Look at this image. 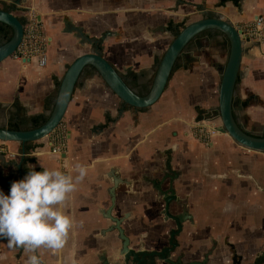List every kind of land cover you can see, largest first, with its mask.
Instances as JSON below:
<instances>
[{
    "label": "crops",
    "instance_id": "1",
    "mask_svg": "<svg viewBox=\"0 0 264 264\" xmlns=\"http://www.w3.org/2000/svg\"><path fill=\"white\" fill-rule=\"evenodd\" d=\"M0 0L16 7L24 20L35 15L47 39L46 63H0V127L18 102L27 115H48L44 99L55 92L67 67L91 53L100 41L102 57L121 75L132 72L138 84L152 79L155 59L173 36L169 23L184 26L203 17H218L234 27L264 18V0ZM228 43L220 33L202 35L185 52L159 100L145 112L123 110L120 100L94 70L86 69L73 90L60 127L65 152L51 155L47 137L35 142L29 169H59L73 178L77 164L87 171L67 196L62 211L71 219L58 250L41 247V264H124L117 233L101 210L110 206L107 177L114 170L123 184L115 190L111 215L125 214L121 228L129 249L161 253L173 223L162 216L157 193L170 192L184 203L183 220L171 259L179 264H257L264 258V154L249 151L226 134L215 132L207 143L193 136L196 118L217 109L221 73ZM194 60L183 69L184 57ZM105 115L114 122L105 124ZM232 115L246 133L264 137V41L243 43ZM219 127L218 117L201 120ZM21 145L0 142V176L23 179ZM158 184V191L153 185ZM6 195L9 190L0 187ZM180 215L178 210L175 212ZM23 248L0 239V264H25ZM169 257H144L138 264H168ZM175 261V262H176ZM127 264H134L128 260ZM264 264V263H261Z\"/></svg>",
    "mask_w": 264,
    "mask_h": 264
},
{
    "label": "water",
    "instance_id": "2",
    "mask_svg": "<svg viewBox=\"0 0 264 264\" xmlns=\"http://www.w3.org/2000/svg\"><path fill=\"white\" fill-rule=\"evenodd\" d=\"M0 23L11 29V36L0 46V63L12 56L15 49L19 45L22 34L23 25L18 21L17 17L9 12L0 9ZM205 31H216L223 35L228 43V54L225 66L221 73L218 88V119L219 127L217 133L226 134L234 143L240 147L253 152L264 154V137L252 136L243 131L235 122L232 115V100L236 87V80L239 74V65L243 53V43L250 41L248 38L241 36L230 23L218 17H203L185 25L174 36L158 60L154 69L151 84L145 95L139 96L130 90L123 82L115 69L100 55L91 52L79 56L66 69L61 81L59 82L52 110L48 113L46 121L38 128L28 131H11L6 127H0V142L3 143H35L55 131L60 126L67 105L71 99L73 90L82 75L85 68L89 67L102 80L104 85L115 95L121 102L132 107L135 111L139 109H147L154 105L165 90L169 81L174 65L178 59L182 57L183 50L195 39L199 34ZM28 62V61H25ZM111 182L108 189L110 206L106 210H101L100 215L103 219L108 220L111 226L102 231L116 232L120 241L119 257L123 259V263L127 264L128 260H132L134 264H138L144 257H160L167 253V249L158 252L145 253L139 249V252L129 249V240L124 235L121 228L122 222L129 217L125 214L120 218L111 215V211L115 200V190L119 184H123L119 176L114 170L109 171L107 176ZM178 229L180 225L177 223ZM207 256L203 257L201 262H192L189 264H206ZM166 257V256H165ZM168 264H179L177 261L167 260ZM233 264H239L236 260H232Z\"/></svg>",
    "mask_w": 264,
    "mask_h": 264
},
{
    "label": "clouds",
    "instance_id": "3",
    "mask_svg": "<svg viewBox=\"0 0 264 264\" xmlns=\"http://www.w3.org/2000/svg\"><path fill=\"white\" fill-rule=\"evenodd\" d=\"M75 178L59 169L35 171L11 183L8 194L0 191V237L7 245L29 252L25 264H41L36 254L41 247L53 251L63 247L71 219L62 206L75 180H81L86 167L75 166Z\"/></svg>",
    "mask_w": 264,
    "mask_h": 264
},
{
    "label": "trees",
    "instance_id": "4",
    "mask_svg": "<svg viewBox=\"0 0 264 264\" xmlns=\"http://www.w3.org/2000/svg\"><path fill=\"white\" fill-rule=\"evenodd\" d=\"M239 1L240 0H220L217 5L223 6L226 2H231L235 7H239ZM0 9L3 11L9 12L13 15L17 12L16 7L11 6V5L0 4ZM209 18H210V16H209ZM17 19L22 25L24 24L23 18L17 17ZM183 27H184V23H180V24L169 23L166 26V30L174 37L177 35L179 30L182 29ZM213 32L219 33L216 31H205V32L199 34L195 39H193L191 42L188 43V45L183 50V54L185 52H187L188 48L200 36L211 34ZM10 36H11V29L8 26L0 23V46L2 44H4L5 42H7V40L10 38ZM91 47H92V50L94 53L102 56V48H101L99 40H95ZM179 61H180V58L178 59L177 63L174 65V67L172 69V73L181 67L178 64ZM193 62H194V60L192 58L185 56L184 57L185 65L183 66V69H187L188 66ZM157 63H158V59H155L154 66H153L154 69H155ZM86 69L93 70L89 67L85 68V70ZM172 73H171V75H172ZM118 75L121 77L124 84L130 90L134 91L137 95L142 96L148 92L149 86L151 84V80L149 82H147L146 84L139 85L138 84V78H137V75L135 73L127 72L125 75H121L118 73ZM171 75H170V77H171ZM58 85H59V83L55 82V92H53V94H51L50 96H48L47 98L44 99L43 106H44L45 111L50 112L52 110ZM120 103H121V108L123 110L133 109L132 107L124 104L121 101H120ZM146 110L147 109H139L138 111L139 112H145ZM7 115H8V117H7L6 128L8 130H11V131L32 130V129H35V128H38L39 126H41L47 119V115H41V114L30 115V116L27 115L24 108H22L18 102H14L12 104ZM217 116H218V111L216 109L213 111H208L207 113H204L202 116L197 117L196 121L208 120V119H211V118H214ZM111 122H114V120L110 119L107 115H105V124L101 125V128L105 127L107 124H109ZM60 125H61V123H60ZM20 145H21V152H20L21 162L19 165V172H20L21 176H25L29 171V168L27 167L28 164L33 163V159L30 157V155L38 147V144L37 143H25V144H20ZM14 181H17V180L13 179L11 177L0 176V187L5 189V190H9L11 183ZM17 249H20V248H17ZM261 263H264V258L259 259L257 261V264H261Z\"/></svg>",
    "mask_w": 264,
    "mask_h": 264
},
{
    "label": "built area",
    "instance_id": "5",
    "mask_svg": "<svg viewBox=\"0 0 264 264\" xmlns=\"http://www.w3.org/2000/svg\"><path fill=\"white\" fill-rule=\"evenodd\" d=\"M240 31V35L249 40L264 41V18L257 17L249 23L235 27ZM47 39L43 35L40 24L37 22L34 14L29 13L23 24V34L21 41L12 58L14 60L25 62L35 60L38 66L42 67L46 63ZM193 136L207 143L210 137L216 132L213 126L207 122L196 121L192 125ZM66 133L58 126L53 133L47 137V148L51 155L60 156L65 152ZM3 237H0V239Z\"/></svg>",
    "mask_w": 264,
    "mask_h": 264
},
{
    "label": "flooded vegetation",
    "instance_id": "6",
    "mask_svg": "<svg viewBox=\"0 0 264 264\" xmlns=\"http://www.w3.org/2000/svg\"><path fill=\"white\" fill-rule=\"evenodd\" d=\"M153 190L157 193L159 192L158 184L152 186ZM158 199L162 202V216H166V219L173 223V228L169 231L167 235L166 245L162 249H167V253H165L166 257L170 258V261L175 262L174 259H171V255L175 251L177 247L176 237L180 229L177 227V223L180 225L183 220L191 221L189 217H186L184 213H182L184 208V203L182 201L177 200L174 195L170 192H159L156 194ZM180 211L181 214L177 215L175 212Z\"/></svg>",
    "mask_w": 264,
    "mask_h": 264
}]
</instances>
